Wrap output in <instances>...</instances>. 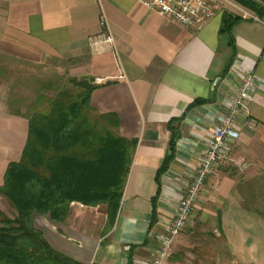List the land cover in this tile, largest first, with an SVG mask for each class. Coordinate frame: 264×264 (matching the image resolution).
<instances>
[{
	"label": "crops",
	"instance_id": "crops-1",
	"mask_svg": "<svg viewBox=\"0 0 264 264\" xmlns=\"http://www.w3.org/2000/svg\"><path fill=\"white\" fill-rule=\"evenodd\" d=\"M261 4V12L245 8L255 17L241 18L233 26L236 53L224 73L231 48L219 35L222 12L190 27L137 0H0V55L31 64L56 60L71 77L92 78L91 106L116 114L119 135L136 141L110 228H105L103 206L74 203L62 222L34 216L35 226L54 250L81 264H145L151 259L154 232L173 216L177 197L203 156L218 118L250 71L256 84L236 121L239 136L231 150L247 167L241 171L231 164L217 166L193 209L219 219L218 233L236 264H264V215L244 207L237 188L255 178L264 187ZM101 14L114 37L120 66L112 54H93L89 46L88 37L101 30ZM27 128L25 116L0 105V185L7 164L20 158ZM172 135L174 156L158 175Z\"/></svg>",
	"mask_w": 264,
	"mask_h": 264
},
{
	"label": "trees",
	"instance_id": "trees-1",
	"mask_svg": "<svg viewBox=\"0 0 264 264\" xmlns=\"http://www.w3.org/2000/svg\"><path fill=\"white\" fill-rule=\"evenodd\" d=\"M233 1L254 12L263 9L264 0ZM240 19L231 11L221 14L219 35L231 48L224 73L235 57L232 28ZM92 82L90 77H71L53 96L45 97V104L21 114L28 119L26 141L20 158L7 164L0 185V194L15 211L11 217L0 210V264H81L54 250L34 224L35 215L64 221L72 202L103 206L105 228L113 225L136 141L119 135L116 114L91 106ZM174 142L172 135L158 175L174 156ZM178 260L177 254L169 257L171 262Z\"/></svg>",
	"mask_w": 264,
	"mask_h": 264
},
{
	"label": "built area",
	"instance_id": "built-area-1",
	"mask_svg": "<svg viewBox=\"0 0 264 264\" xmlns=\"http://www.w3.org/2000/svg\"><path fill=\"white\" fill-rule=\"evenodd\" d=\"M142 5L174 23L199 27L212 19L218 12L231 11L241 16H253L248 10L233 0H137ZM100 31L88 37V43L93 54L110 53L120 66L119 55L114 37L107 25L104 14L99 17ZM255 78L250 73L246 75L238 87L234 99L229 103L226 112L218 118L213 128L207 147L199 163L190 173L185 190L177 197L173 216L160 223V229L154 232L156 245L153 257L145 264H167L172 253L174 239L187 227L192 217L194 204L199 198L205 182L217 166L231 164L238 170H244L247 162L244 158H234L231 155L232 143L238 139L239 133L236 121L242 108L252 100ZM74 203L72 202L70 206ZM80 207L82 204L77 203Z\"/></svg>",
	"mask_w": 264,
	"mask_h": 264
},
{
	"label": "rangeland",
	"instance_id": "rangeland-1",
	"mask_svg": "<svg viewBox=\"0 0 264 264\" xmlns=\"http://www.w3.org/2000/svg\"><path fill=\"white\" fill-rule=\"evenodd\" d=\"M64 68L56 60L31 64L0 55V105L11 113L29 114L30 107L45 104V97L53 96L71 78ZM237 188L243 196L244 207L264 215V187L259 186L258 179L248 180ZM1 197L4 196L0 194V208L12 217L15 211L7 199ZM192 213L187 227L175 241L174 254L170 255H179V260H168V264H194L195 261L200 264H236L218 233L217 217L196 209Z\"/></svg>",
	"mask_w": 264,
	"mask_h": 264
}]
</instances>
